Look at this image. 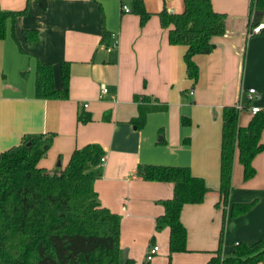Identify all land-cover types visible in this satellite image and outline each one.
<instances>
[{
    "label": "crops",
    "instance_id": "obj_1",
    "mask_svg": "<svg viewBox=\"0 0 264 264\" xmlns=\"http://www.w3.org/2000/svg\"><path fill=\"white\" fill-rule=\"evenodd\" d=\"M249 1L211 0L215 11L226 14L225 32L212 38L211 52L194 56L198 76L192 80L183 61L186 46L169 43L168 29L157 16L164 5L181 12L183 0H143L152 13L144 24L131 0H46L45 7L39 0H0L2 10L26 9L8 20L0 39V152L23 135L53 133L38 162L53 169L63 167L75 148L99 144L105 162L93 186L100 204L120 217V264L169 261V229L156 231L155 219L163 213L160 200L173 197V184L142 179L140 164L188 166L209 188L203 202L182 207L188 251L171 253L173 264L208 261L221 230L223 255L239 242L264 237V129L263 149L252 160L253 177L243 178L235 151L225 205L219 195L223 108L242 101L241 126L253 115L248 106L264 110V35L248 27ZM257 18L263 25L264 17ZM26 29L36 30L38 40L29 41ZM104 32L116 35L115 46L108 49L111 41H102ZM38 62L52 65L56 87L61 86V63L69 64L66 99L35 96ZM248 87L255 89L250 102L243 92ZM138 94L149 106H164L149 111L141 127L131 122L138 114ZM80 114L91 119L79 123ZM247 202L253 204L245 213L231 214L234 203ZM150 244L158 251L147 261Z\"/></svg>",
    "mask_w": 264,
    "mask_h": 264
},
{
    "label": "trees",
    "instance_id": "obj_2",
    "mask_svg": "<svg viewBox=\"0 0 264 264\" xmlns=\"http://www.w3.org/2000/svg\"><path fill=\"white\" fill-rule=\"evenodd\" d=\"M45 7L46 0H39ZM132 11L144 24L151 16L143 0H131ZM26 9H0V39L4 38L8 20L23 15ZM161 27L168 29L170 44L186 46L183 54L188 78L196 80L197 54L214 48L212 38L225 32L226 14L215 11L211 0H183L181 12H170L164 5L157 13ZM264 17V0L249 1L248 27L256 26ZM251 31V30H250ZM264 35V23L257 32ZM29 41H37L36 30H24ZM102 41L110 44L111 34L104 32ZM61 86L53 81L50 63L38 62L35 69V96L63 100L68 97L69 64L62 62ZM144 97L134 95L138 114L131 119L137 127L144 124L149 111L164 106H149ZM144 101V100H143ZM91 119L88 114L77 117L79 123ZM185 122V121H184ZM264 110L254 113L244 126L238 124L234 105L222 111L220 145L219 195L226 204L231 189V173L235 151L245 180L253 177L252 160L262 151ZM53 133L23 135L19 143L0 152V264H120V217L102 206L94 189V181L102 174L100 158L105 153L97 143L75 148L63 167L48 169L38 165L51 144ZM138 175L147 181L173 184V197L160 200L163 213L155 219V230L169 229L170 254L188 251L187 231L180 219L184 204L201 203L209 188L205 180L191 173L188 166L140 164ZM217 202V206L219 202ZM253 202L234 203L231 214L245 213ZM203 264H258L264 261V237L252 243L239 242L227 255L222 254V230L218 246ZM125 264H133L127 259Z\"/></svg>",
    "mask_w": 264,
    "mask_h": 264
},
{
    "label": "built area",
    "instance_id": "obj_3",
    "mask_svg": "<svg viewBox=\"0 0 264 264\" xmlns=\"http://www.w3.org/2000/svg\"><path fill=\"white\" fill-rule=\"evenodd\" d=\"M122 8L124 11H129V7L127 6V4H122ZM262 27V24H258L256 26H254L251 30L252 33H257L259 31V29ZM117 44V38H116V35L115 34H111V44L108 46V49L111 47V46H115ZM102 93H106L107 92V88L103 87L102 90H101ZM243 92L245 93V97H246V100L248 102L251 101V99L253 98L254 96V93H255V89L252 88V87H248V88H245L243 90ZM192 93V91H191ZM84 106H86V104H84ZM235 108L237 111H240L244 108H246V105L242 102V101H237L235 104H234ZM250 112L252 114L258 112L259 110H261V108L259 106H255V105H250L248 106ZM105 162V155L103 154L100 158V166L103 165V163ZM158 251V245L156 244H150L146 250V254H145V260L149 261L152 259V257L154 256V254H156Z\"/></svg>",
    "mask_w": 264,
    "mask_h": 264
},
{
    "label": "water",
    "instance_id": "obj_4",
    "mask_svg": "<svg viewBox=\"0 0 264 264\" xmlns=\"http://www.w3.org/2000/svg\"><path fill=\"white\" fill-rule=\"evenodd\" d=\"M170 12H171V10H170Z\"/></svg>",
    "mask_w": 264,
    "mask_h": 264
}]
</instances>
